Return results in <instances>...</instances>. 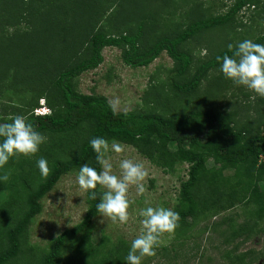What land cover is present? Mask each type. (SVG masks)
<instances>
[{
	"label": "trees",
	"instance_id": "trees-1",
	"mask_svg": "<svg viewBox=\"0 0 264 264\" xmlns=\"http://www.w3.org/2000/svg\"><path fill=\"white\" fill-rule=\"evenodd\" d=\"M179 1L0 0V46L4 48L1 52L8 47L22 48L24 55H29L24 66L7 64L5 58V65H0V82L10 73L14 90L30 91L34 103L29 110L18 106L13 115L0 118V123H9L10 118L23 115L48 141L53 139L49 145L40 146L38 159L52 156L49 149H55V140L59 144L70 142L69 150L73 151L63 158L51 159L47 178L39 174L33 175V182L25 179V190L16 186L24 175L8 170L21 166L23 160L17 163L16 157H12L0 169V176L9 174L7 182L0 180V190L5 192L0 201V264H127L129 251L121 242L110 244L104 235L97 241L90 239L88 228L103 195L99 186L95 200L90 199V192H84L86 206L77 223L63 229L43 249L25 245L29 221L41 209L39 199L63 174L79 170L85 163L101 170L89 143L95 137L129 144L168 172L176 163L187 164L186 178L179 183L173 208L181 217L175 230L178 237L199 218L234 203L251 204L252 215L257 219L264 217V97L256 98L257 104L263 106L260 116L263 120L253 127L241 123L235 109L209 108L213 97L225 86L223 73L212 80L220 79V83L210 95L212 81L207 86L208 95L202 97L199 110H128L113 114L103 95L76 90L75 79L82 72L96 68L102 61L101 49L112 46L120 49L121 61L130 67L146 66L164 51L172 61L167 70L169 88L173 93L189 95L211 69H220L221 62L216 57L232 56L237 46L229 51L225 41L224 46L200 61L187 75L193 57L184 43L209 29L240 26L235 17L244 5L259 4L264 14V1L232 0L225 12L204 17L201 2L196 1L186 11L191 18L188 24L168 32L163 12L166 8L168 12L175 10ZM253 42L264 44V32ZM154 89L151 95L155 93L156 103L163 105L158 88L152 87L149 92ZM39 96L44 98L49 111L34 115L32 110L37 107ZM207 160L211 161L210 166L206 165ZM32 167L38 170L36 162ZM225 170L232 173L224 175ZM251 230L246 223L238 224L227 231L221 244L242 237L235 242L240 244ZM196 250L197 247L192 254ZM249 253H239L236 258L242 260ZM166 255L163 248V256ZM202 255L196 264H203Z\"/></svg>",
	"mask_w": 264,
	"mask_h": 264
},
{
	"label": "rangeland",
	"instance_id": "rangeland-1",
	"mask_svg": "<svg viewBox=\"0 0 264 264\" xmlns=\"http://www.w3.org/2000/svg\"><path fill=\"white\" fill-rule=\"evenodd\" d=\"M196 1L201 2L204 17L225 12L232 2V0L179 1L174 6L175 10L168 12L169 8H166L163 12L165 14V29L170 32L184 28L191 19L186 11ZM263 1L260 0V3ZM235 21L240 22L241 25L234 29H209L198 33L184 43L185 49L190 51L193 57L187 75L192 73L195 65L200 61L211 57L213 52L224 46L225 41L226 46L228 44L238 46L246 39L253 41L255 37L264 32V14L261 12L259 4L253 7L244 5L236 14ZM101 22L104 24L103 21ZM225 35L226 38H224ZM221 41L222 44L218 46L217 43ZM3 49V47L0 48L1 67L5 65V58H7V64L25 65V58L29 55L25 56L22 48L18 50L8 47L7 51L1 52ZM101 54L102 61L96 68L82 72L75 79L76 90L81 93L103 95L108 102H117V112L128 110L175 112L183 109H202V97L206 98L208 95L207 86L214 77L222 73L220 69H211L193 93L181 95L173 93L167 84V70L172 66V61L164 51H161L148 65L139 67H130L124 64L120 58L119 48L106 46L101 49ZM5 77L4 81L0 82V118L13 115L18 106L23 110H29L30 105L34 104L31 102L33 94L30 91L14 90L15 87L10 84V73H7ZM226 80L221 92L211 100L209 108L215 110L235 109L241 123H247L253 127L258 126V122L263 120V117H260L263 114V106L257 104V96L252 99L255 95L253 92L244 86L234 84L230 79L226 78ZM219 83L220 79L211 82L209 95ZM152 87L158 88L162 93L160 100L163 105L156 103L155 93L151 95L156 89L149 92ZM40 103L46 106L44 98L39 96L36 105L38 106ZM260 130L262 129L260 128ZM50 140L47 139L42 146L49 145ZM53 144L57 145L54 146L55 149H49L52 156L45 157L48 159V166L54 157L63 158L65 155L73 154V151L69 150L70 142L59 144L55 140ZM122 144L125 146L124 153L119 155L110 153L114 172L119 174V162L122 159L129 158L142 162L149 173L145 181L146 191L142 195H138L135 186L130 188V220L127 224L113 223L107 217L104 218L97 213L91 220L88 229L92 241H97L101 235H104L110 244L121 242L130 251L132 240L141 234L143 217L140 216V211L142 209L164 207L173 210L176 206L179 183L186 178L187 164L176 163L174 169L168 172L151 163L133 146ZM37 154L30 157L21 155L16 158L17 163L19 159L23 160L21 166L8 169L11 173L24 175L16 182L17 189L25 190L27 185L25 179H31L33 182V175L39 176V169L36 171V167H32V163L38 161ZM206 165L210 166L211 161L207 160ZM78 172L79 170H74L63 174L57 183L39 199L41 209L29 221L25 231V245L33 249H43L54 236L81 219L86 205L84 191L76 183ZM231 173L230 170L224 171V175ZM99 188L102 193L105 191L100 186ZM4 194L5 192L0 190V201ZM14 205H18V203ZM252 209L251 204L234 203L224 210L210 212L199 218L179 237L176 236V233L165 234L161 238V245L156 249V256L143 258L142 264H196L200 260L198 258L200 253L203 254L201 257L203 264H246L247 262L264 264V217L255 218L251 213ZM241 223H246L252 228L244 241L237 244L235 242H239L242 237H235L222 245L221 242L226 237L227 231ZM67 246L70 247V243ZM196 247L197 252L192 254ZM163 248L167 252L166 256H163ZM248 251L250 253L242 256V260L236 258L237 254ZM174 253L176 255L173 257Z\"/></svg>",
	"mask_w": 264,
	"mask_h": 264
},
{
	"label": "clouds",
	"instance_id": "clouds-1",
	"mask_svg": "<svg viewBox=\"0 0 264 264\" xmlns=\"http://www.w3.org/2000/svg\"><path fill=\"white\" fill-rule=\"evenodd\" d=\"M227 47L229 51L233 50L232 44ZM216 60L221 62L220 71L227 79L255 94L252 99L264 97V44L246 39L238 44L232 56L225 54L223 57L217 56ZM109 106L113 114H117V102L110 101ZM10 119L9 123H0V169L12 157L34 156L47 141V137L38 132L25 116L16 115ZM89 143L101 170L87 163L81 165L76 183L85 193L90 192V199L93 200L96 199L98 186L105 189L96 205L97 212L113 223L127 224L131 206L129 190L135 186L137 194L142 195L146 191L145 181L149 173L142 162L125 158L120 160V172L116 174L110 153L122 154L125 146L116 140L109 142L103 137H95ZM37 167L41 176L47 178L51 172L47 159H38ZM0 180L7 182L9 174L0 176ZM140 216L143 217L141 234L131 242L127 264H142L143 258L156 256L161 238L165 234H174L181 219L178 212L164 207H147L140 211Z\"/></svg>",
	"mask_w": 264,
	"mask_h": 264
},
{
	"label": "built area",
	"instance_id": "built-area-1",
	"mask_svg": "<svg viewBox=\"0 0 264 264\" xmlns=\"http://www.w3.org/2000/svg\"><path fill=\"white\" fill-rule=\"evenodd\" d=\"M48 108L44 105H39L37 107H34L33 110H32V113L34 115H41V114H45V113H48Z\"/></svg>",
	"mask_w": 264,
	"mask_h": 264
}]
</instances>
